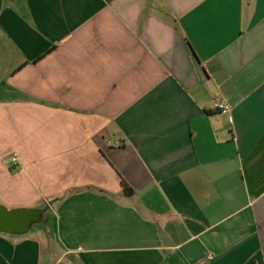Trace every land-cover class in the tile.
Returning <instances> with one entry per match:
<instances>
[{"label":"crops","instance_id":"0c3cea01","mask_svg":"<svg viewBox=\"0 0 264 264\" xmlns=\"http://www.w3.org/2000/svg\"><path fill=\"white\" fill-rule=\"evenodd\" d=\"M0 206V264H264V0H0Z\"/></svg>","mask_w":264,"mask_h":264},{"label":"water","instance_id":"95a60500","mask_svg":"<svg viewBox=\"0 0 264 264\" xmlns=\"http://www.w3.org/2000/svg\"><path fill=\"white\" fill-rule=\"evenodd\" d=\"M49 206L44 209H18L8 211L0 206V233L23 236L34 227H44L45 214Z\"/></svg>","mask_w":264,"mask_h":264},{"label":"built area","instance_id":"2783aa9c","mask_svg":"<svg viewBox=\"0 0 264 264\" xmlns=\"http://www.w3.org/2000/svg\"><path fill=\"white\" fill-rule=\"evenodd\" d=\"M216 109H217V111H219L220 113L225 114V115H229L231 113V107L228 106L225 103H219V104H217L216 105ZM116 147L118 148L119 145L116 144ZM11 162H12V164H15L16 163V159H12ZM207 260L208 261H212L213 260V256L212 255L211 256H208L207 257Z\"/></svg>","mask_w":264,"mask_h":264},{"label":"trees","instance_id":"16d2710c","mask_svg":"<svg viewBox=\"0 0 264 264\" xmlns=\"http://www.w3.org/2000/svg\"><path fill=\"white\" fill-rule=\"evenodd\" d=\"M121 187H122L123 192H124L125 195H127V196H132L133 195V190L131 189V187L125 181H121Z\"/></svg>","mask_w":264,"mask_h":264}]
</instances>
